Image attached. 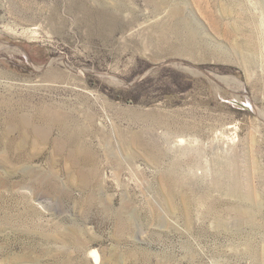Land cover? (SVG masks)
<instances>
[{
	"label": "rangeland",
	"instance_id": "obj_1",
	"mask_svg": "<svg viewBox=\"0 0 264 264\" xmlns=\"http://www.w3.org/2000/svg\"><path fill=\"white\" fill-rule=\"evenodd\" d=\"M0 264H264V0H0Z\"/></svg>",
	"mask_w": 264,
	"mask_h": 264
},
{
	"label": "bare ground",
	"instance_id": "obj_2",
	"mask_svg": "<svg viewBox=\"0 0 264 264\" xmlns=\"http://www.w3.org/2000/svg\"><path fill=\"white\" fill-rule=\"evenodd\" d=\"M92 255H93V257L95 258L96 261H99V255H98L97 252L93 251Z\"/></svg>",
	"mask_w": 264,
	"mask_h": 264
}]
</instances>
